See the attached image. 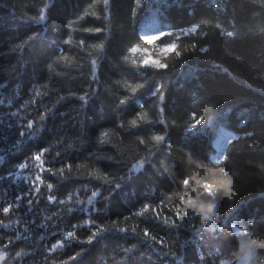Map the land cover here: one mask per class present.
<instances>
[{
	"label": "trees",
	"instance_id": "obj_1",
	"mask_svg": "<svg viewBox=\"0 0 264 264\" xmlns=\"http://www.w3.org/2000/svg\"><path fill=\"white\" fill-rule=\"evenodd\" d=\"M216 2L0 0V264H264V0Z\"/></svg>",
	"mask_w": 264,
	"mask_h": 264
},
{
	"label": "clouds",
	"instance_id": "obj_2",
	"mask_svg": "<svg viewBox=\"0 0 264 264\" xmlns=\"http://www.w3.org/2000/svg\"><path fill=\"white\" fill-rule=\"evenodd\" d=\"M152 37L149 35H143L141 36V42L137 44H133L129 48V53H136V56H129L128 59H131L132 63L134 64H145L149 63L154 68L159 67H165L166 64L162 60L152 61L149 57L145 56L142 52H140V49L148 50L151 48L155 49V54L160 56H167L170 49H166L163 46L160 45H153ZM146 42V43H145ZM179 55V53H176ZM211 107V104H209V108ZM212 117H209V120H211ZM223 159V157H221ZM219 163V161H217ZM223 171V169H221ZM230 181L225 180L223 181L219 187L223 188L225 191L228 189V184ZM184 203L192 208L196 214L199 215L201 221L206 220L210 217V215L213 213L214 204L212 202H201L197 201L195 199L189 198L184 201ZM246 230H239L237 229L235 231V234L237 236V242L236 246L232 252V255L235 258V264H255V251L253 245L255 244V241L252 239H242L241 237L245 235Z\"/></svg>",
	"mask_w": 264,
	"mask_h": 264
},
{
	"label": "rangeland",
	"instance_id": "obj_3",
	"mask_svg": "<svg viewBox=\"0 0 264 264\" xmlns=\"http://www.w3.org/2000/svg\"><path fill=\"white\" fill-rule=\"evenodd\" d=\"M208 1H210L211 3H213V4H216L217 2V0H208ZM164 48H166V49H169V47H164ZM147 57H149L152 61H157V59L156 58H154L153 56H151V55H147ZM147 64H149V63H147ZM151 65V64H150Z\"/></svg>",
	"mask_w": 264,
	"mask_h": 264
},
{
	"label": "snow or ice",
	"instance_id": "obj_4",
	"mask_svg": "<svg viewBox=\"0 0 264 264\" xmlns=\"http://www.w3.org/2000/svg\"><path fill=\"white\" fill-rule=\"evenodd\" d=\"M155 139H156V140H158V139H159V137H155ZM5 211H7V209H5Z\"/></svg>",
	"mask_w": 264,
	"mask_h": 264
}]
</instances>
